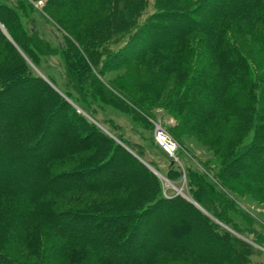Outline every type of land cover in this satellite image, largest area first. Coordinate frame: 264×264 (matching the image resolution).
<instances>
[{"label": "trees", "instance_id": "16d2710c", "mask_svg": "<svg viewBox=\"0 0 264 264\" xmlns=\"http://www.w3.org/2000/svg\"><path fill=\"white\" fill-rule=\"evenodd\" d=\"M208 1L156 0L158 12L153 19L162 22L173 18H183L190 20L191 25H179L176 31L171 33L170 38L157 47L153 46L142 52L144 47L141 46L139 54H142L137 60L145 64L157 63L158 60H163L166 50L183 54L193 46L192 43L195 40H202L212 55L211 66L216 69V72L201 77L199 82L197 81V88L193 87L188 91L186 97L190 95L189 99L191 97L193 99L191 104L186 102L191 110L196 109L197 119L189 118L190 114L186 112L185 123L188 124L189 119L194 123L197 120H204L208 117L211 105L217 106L225 102L235 87L246 86L247 93L244 96L243 115L238 124V130L249 129L256 132L257 140L260 138L259 131L264 129V82L249 57L226 34L229 31L253 34L259 39L264 49V0H230L227 12L219 10L209 19L194 20V17L198 16V12L207 5ZM97 3L96 8L91 11L95 20L89 30L77 38V44L64 41V44L58 49L52 48L47 41L41 38L37 30L24 28L23 18L27 20L30 18L29 4L18 2V6L10 7L0 3V21L3 29L10 35L9 39L0 29V98L18 79L30 84L38 94L44 89L49 91L48 97L40 103L38 111L42 116L37 123L31 121V100L25 99L26 108L21 112L17 111L14 118H10V122L7 124V133L12 136L13 142L10 147L1 152L0 164L2 161H8L12 157L11 153L14 152L18 153V157H24L26 149L24 143L26 142L30 144L27 147L30 146L35 152L29 163L32 169L34 168L32 172L38 181L37 189L31 191L30 195L24 196L20 190L19 180L14 181L12 178L14 175L11 176L12 173L16 175L15 171L13 170L14 172L11 173L5 169L0 172V202H5L6 205V210L2 214L5 216L0 220L2 223H0V231L4 230L3 227L6 228L3 225L5 222L12 224L17 227V230L9 228L7 235L16 236L15 242L22 243L30 241L31 234L35 230L50 229L61 240L55 245L56 251L64 254L68 260L70 256L72 258L83 257L84 260L93 258L99 264H154L160 255L168 254L186 258L197 264H241L247 259L249 250L252 248L240 244L234 236L198 211L185 198L175 195L167 196L163 182L148 167H156V164L150 160L147 149L132 144L123 133V127L116 123L112 124V130L109 133L102 131L70 103L72 99L84 112L97 114L98 109L95 108V105H99L100 108L102 106L92 99L96 96L95 92L103 91L107 96L110 94L107 93V87L98 78V75L101 74L103 66L109 59L125 51L123 48L121 51L115 50L113 46L126 39L131 45L146 31L148 26L149 28L151 25L155 27L153 22H150L151 24L148 22L143 26L139 24V19L147 8L145 0H97ZM194 3H198V5L194 6ZM137 51L138 48H134L131 52L134 55ZM54 57H59L64 62L67 80L74 89L75 95L73 92H64L58 87L60 92L56 91L33 70V67L41 69L42 60H52ZM167 64L171 68L172 63L168 61ZM89 85L92 86L91 89L88 88ZM10 99L12 102L16 100L13 96ZM81 101L83 105H81ZM199 101L201 104H198ZM176 104L180 105V103ZM2 105L0 99V107ZM140 106L145 114L153 113L150 111V106ZM170 109L174 111L175 104L170 105ZM66 114L69 116V120L77 124L76 133L79 136L77 141L74 144L67 142L65 136L69 133V128L67 125H62L59 128V136L52 147L48 150H40L44 144L46 146L50 142L48 136L51 130L47 127L52 121L53 126H57L60 123V117ZM29 128L31 131L27 132L26 130ZM14 132L15 134H13ZM261 151V147L257 144L248 146L242 152L237 151L240 155L233 160L237 162L226 163L220 176L230 175L229 172H231V176L238 183L264 194V179L260 180L257 174L246 181L238 178L243 173V169L248 166V161L245 160L246 155H255L254 157L258 158L257 153H261ZM84 152L87 153V157L85 156L86 158L75 169L61 173L54 172L56 165L64 163L74 154ZM129 160H135L133 165L138 169V173L131 174L134 166H130L122 173L113 171L107 177L82 183L69 182L72 179L102 173L114 164H119L121 168L126 167ZM171 167V171H173V168L176 167L175 162L171 163ZM232 167H234L233 170H231ZM175 169L179 173L177 175L184 174L181 168ZM188 170H192L190 173L193 179H191L190 187L194 189V200L211 215L232 224L229 204L225 203L223 195L214 192L211 182L199 180L204 177L201 176V171L194 170L191 165L188 166ZM121 186L131 188L130 194L125 197L95 199L84 207L63 208L61 206V197L68 198L77 192L84 194L95 190L110 191ZM174 203L179 204L178 212L172 213H177L176 219L165 215L166 212L159 214L161 209L164 210ZM181 204L185 206L182 207ZM187 211H191L199 218L202 230L215 241H225L227 246H225L224 258L216 259L212 256L209 259L202 253L184 251L190 249L187 247V243L176 240L170 234H165L164 225L172 223V227L175 228L188 225L187 214H185ZM155 214H159L154 217L155 223L143 222ZM32 217L36 220L35 224ZM67 218L95 221L98 224L97 227L101 226L105 220L115 221L124 225L125 232L122 240L111 251L107 246L102 247L85 236L86 226H68ZM143 223L145 226L147 225L145 233L158 237L162 232L165 239L156 243L148 238L145 243H153L158 246L147 247L139 256L121 253L133 245L132 237ZM73 228L77 233L76 236L71 232ZM197 229L199 228L197 227ZM23 231L25 233H22ZM193 233L198 237L201 236L198 230H194ZM248 233L254 237L253 241L257 244L264 245L261 232L252 230ZM2 238L0 235V239ZM0 264L22 263L0 252Z\"/></svg>", "mask_w": 264, "mask_h": 264}, {"label": "rangeland", "instance_id": "374dc122", "mask_svg": "<svg viewBox=\"0 0 264 264\" xmlns=\"http://www.w3.org/2000/svg\"><path fill=\"white\" fill-rule=\"evenodd\" d=\"M146 9L139 19L140 26L148 22L154 23L155 27L146 29L138 39L130 45L128 39L114 45L115 50L123 48L125 51L118 53V57L109 59L98 78L107 87L105 95L103 91H96V96L92 99L99 105H95L98 109L97 114H88L84 112L70 100V103L77 108L79 113H82L90 122L96 125L102 131L109 133L112 130V124L116 123L123 127V133L132 144L141 148L147 149V154L156 165V167L148 166L163 182L165 194L167 196H181L191 203L198 211L208 216L213 222L217 223L224 230L234 236L240 244L251 247L248 257L241 264H264V245H259L253 241V236L248 232L256 230L262 233L261 238L264 239V194L249 189L238 183L233 176H220V172L225 168L226 163L233 164L234 158L240 154L237 151H244L248 146L257 144L261 147V153L255 155H246L245 160L248 161V166L243 169V173L238 176L241 180H249L257 174L261 179H264V129L259 131L260 138L256 140V132L242 129L238 130V124L243 115L244 96L247 93L246 86L235 87L225 102L217 106L211 105L208 111V117L204 120H197L196 109H192L188 104H191L193 97H188V91L193 87L197 88L199 79L207 74H213L216 69L211 66V53L202 40H195L193 46L183 54L165 51V56L162 61L157 63H142L137 60L140 56L139 49L142 47L150 49L157 47L160 43L166 42L171 33L179 25H191L190 20L183 18H173L169 21H160L153 19L158 12L156 0H145ZM189 2L191 0H180ZM201 1V0H199ZM230 0H209L207 5L198 12V16L194 20L201 21L209 19L219 10L227 12L229 10ZM18 2L29 4L30 18H23V25L26 30L35 29L38 31L41 38L47 41L52 48L58 49L67 41L71 44H77V38L89 30L95 20L94 14L91 12L96 8L97 0H0L1 4L10 7L18 6ZM198 5V3H194ZM101 5V2H100ZM193 6V7H194ZM150 23V24H151ZM159 26V27H157ZM0 29L6 37L10 35L3 29L0 21ZM227 37L232 38L237 47L245 53L264 82V49L259 39L245 32H227ZM10 39V38H9ZM191 44V45H192ZM127 46H129L127 48ZM127 48V49H126ZM138 48L136 54H132V50ZM20 50V49H19ZM21 54L23 52L20 50ZM125 52V53H124ZM132 54V55H131ZM139 54V55H138ZM1 60V58H0ZM170 61L171 68L167 62ZM105 62V61H104ZM103 62V63H104ZM41 69L33 67L35 73L39 74L47 81L56 91L58 88L64 92H73L66 76V67L61 58L54 57L52 60H42ZM195 66V67H194ZM197 69L195 70V68ZM55 84H53L52 82ZM198 81V82H197ZM195 82L197 84L195 85ZM195 85V86H194ZM201 86V85H200ZM58 87V88H57ZM89 89L92 86L89 85ZM193 89V90H194ZM192 90V91H193ZM44 93V94H43ZM113 93V94H112ZM193 93V92H192ZM49 91L44 89L39 94L35 92L34 87L25 83L22 79H18L7 93L1 95L2 107H0V155L3 149L10 147L13 138L9 135L7 124L10 118H14L15 113L21 112L25 107L24 100H31V121L37 123L42 114L38 111L41 101H45ZM11 96L15 97L17 102H12ZM75 98V97H74ZM185 100V101H184ZM79 101V100H78ZM182 101V102H181ZM184 101V102H183ZM188 104H187V102ZM180 103V105L176 104ZM186 103V104H185ZM175 104L174 111H171L170 105ZM201 104V101L198 102ZM81 105H83L81 101ZM150 106V111L153 113L145 114L141 106ZM186 112L190 114V122L185 123L184 117ZM60 123L53 126V121L49 127L51 130L48 139L50 142L42 146L40 150H48L52 147L54 141L59 136V128L62 125H67L69 133L65 139L69 144H74L77 139V124L69 120L66 114L59 119ZM147 125V126H146ZM161 126L165 132L177 143L178 160L171 159L156 142V127ZM30 132L29 128L26 130ZM15 134V132L13 133ZM237 141V143H236ZM26 149L24 157H18V153H11V158L8 161H2L0 164V172L8 170L14 172L13 180H19L21 193L25 196L30 195V192L37 189V179L32 172L29 160L35 155L32 148L24 143ZM16 148V147H15ZM244 148V149H243ZM234 150V151H233ZM255 153V151H254ZM87 153L74 154L67 161L56 165L54 172L61 173L71 169H75L82 163V160L87 157ZM256 155V156H257ZM86 156V157H85ZM131 160V159H130ZM127 163L124 168L119 167V164H114L110 169L100 172L93 176L81 177L72 179L69 182L82 183L83 181L95 180L100 177H107L113 171L122 173L128 170L127 167H133L135 160ZM253 160V162H252ZM122 162V161H121ZM175 162V168H181L184 171L182 176L177 175V170L171 167V163ZM192 166L194 170L201 171V182H211L214 192L221 193L225 203L229 204L230 217L233 223L225 222L207 211H205L199 203L194 200L193 191L191 189V179H193L188 166ZM235 165V164H234ZM233 165V166H234ZM236 166V165H235ZM229 167V166H228ZM227 167V168H228ZM18 168V169H17ZM226 168V169H227ZM234 167L231 168L233 170ZM225 169V170H226ZM14 170V171H13ZM230 170V171H231ZM262 170V171H261ZM129 172V171H128ZM138 173V169L133 168L131 174ZM41 180V178H40ZM131 188L125 186L108 190H95L88 193L77 192L71 194L68 198L61 197V206L63 208L87 206L95 199H111L113 197H125L130 194ZM21 194V195H22ZM5 203V202H4ZM0 202V220L4 218L2 215L6 210V205ZM180 206H185L181 204ZM31 209V208H30ZM179 204L174 203L170 207L161 209L160 213L170 215L176 219ZM155 214L143 220L144 223H155ZM187 214L188 225H182L179 228L172 227V223L164 225L165 234H170L176 240L187 243L189 250L187 252L202 253L211 259L214 256L216 259L225 257V241H215L209 234L202 230L201 221L191 211ZM34 224L35 219L32 217ZM151 221V222H149ZM68 226L75 227L78 225L86 226L85 236L91 238L100 246H107L111 251L117 246L123 238L125 232L124 225L115 221H104L103 224L97 227V222L82 219L67 218ZM1 223V221H0ZM143 225L133 235V245L123 250L121 253H131L139 256L145 249L157 247L153 243H145V240L158 241L164 240L162 232L158 237H154L149 233H145L146 226ZM2 224V223H1ZM4 230L0 231L3 237L0 239V252L5 256L22 264H99L95 259L84 260L83 257L72 258L69 260L64 257V254L57 252V243L61 240L50 229L40 228L31 234L30 241L22 243L15 242V237L7 235V230L16 229L12 224L4 223ZM156 226V224H154ZM160 225V224H159ZM158 225V226H159ZM12 226V227H11ZM160 227V226H159ZM197 227L199 229H197ZM198 230L201 236H196L193 232ZM73 235H77L74 228L71 230ZM196 232V231H195ZM22 233H25L24 231ZM193 234V236H191ZM18 238V237H17ZM10 241V242H9ZM189 242V243H188ZM99 246V247H100ZM193 250V251H190ZM66 256H68L66 254ZM154 264H197L183 257H174L168 254H162Z\"/></svg>", "mask_w": 264, "mask_h": 264}, {"label": "built area", "instance_id": "2783aa9c", "mask_svg": "<svg viewBox=\"0 0 264 264\" xmlns=\"http://www.w3.org/2000/svg\"><path fill=\"white\" fill-rule=\"evenodd\" d=\"M156 142L171 159L178 160L177 143L159 125L156 127Z\"/></svg>", "mask_w": 264, "mask_h": 264}]
</instances>
